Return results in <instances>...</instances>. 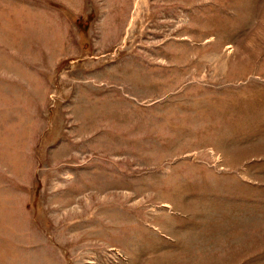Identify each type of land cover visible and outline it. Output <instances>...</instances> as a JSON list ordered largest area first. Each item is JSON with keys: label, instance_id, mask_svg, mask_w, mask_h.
<instances>
[{"label": "rangeland", "instance_id": "374dc122", "mask_svg": "<svg viewBox=\"0 0 264 264\" xmlns=\"http://www.w3.org/2000/svg\"><path fill=\"white\" fill-rule=\"evenodd\" d=\"M0 264H264V0H0Z\"/></svg>", "mask_w": 264, "mask_h": 264}]
</instances>
